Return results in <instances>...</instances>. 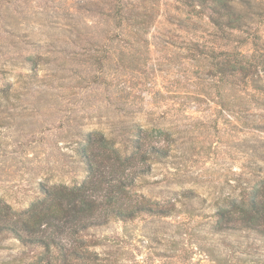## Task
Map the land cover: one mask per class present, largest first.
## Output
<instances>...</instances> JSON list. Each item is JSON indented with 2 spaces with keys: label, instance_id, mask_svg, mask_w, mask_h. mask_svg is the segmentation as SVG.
<instances>
[{
  "label": "rangeland",
  "instance_id": "rangeland-1",
  "mask_svg": "<svg viewBox=\"0 0 264 264\" xmlns=\"http://www.w3.org/2000/svg\"><path fill=\"white\" fill-rule=\"evenodd\" d=\"M187 9L178 0H0V198L14 210L39 195L40 181L83 178L82 132L168 130V156L135 190L170 214L91 228L101 264H264L260 234L214 228L220 206L264 181V70L244 83L217 67L232 52L264 64V15L232 32L205 14L181 28L165 19ZM146 11L158 14L146 25L150 42L105 38ZM158 28L167 35L154 39ZM38 252L0 236V264Z\"/></svg>",
  "mask_w": 264,
  "mask_h": 264
},
{
  "label": "trees",
  "instance_id": "trees-1",
  "mask_svg": "<svg viewBox=\"0 0 264 264\" xmlns=\"http://www.w3.org/2000/svg\"><path fill=\"white\" fill-rule=\"evenodd\" d=\"M178 1L188 7L185 16L168 13L165 19L171 23L175 19L176 27L180 28L187 27L186 21H193V16L205 14L214 27L232 32L247 28L254 18L264 15V0ZM157 16L152 11L140 13L142 22L133 23L130 29L112 31L105 38L148 43L146 27ZM167 31L158 28L151 37H164ZM232 54L233 60L217 63L219 73L230 72L246 83L249 75L257 74L259 68L264 70L261 62L240 52ZM168 136V130L162 126L140 124L107 132L101 129L82 132L74 151L82 164L83 178L72 184L40 181L39 195L20 210H14L0 198V236H10L23 246L38 248L39 252L28 264H101L103 257L95 248L100 242L88 234L91 228L112 219L128 221L144 214H170V207L135 190L136 179L149 171L153 162H161L168 156L169 147L163 143ZM214 216L216 230L246 229L264 238V181L239 200H228Z\"/></svg>",
  "mask_w": 264,
  "mask_h": 264
}]
</instances>
